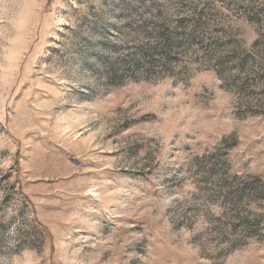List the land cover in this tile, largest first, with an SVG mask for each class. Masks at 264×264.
I'll return each mask as SVG.
<instances>
[{
	"label": "rangeland",
	"instance_id": "374dc122",
	"mask_svg": "<svg viewBox=\"0 0 264 264\" xmlns=\"http://www.w3.org/2000/svg\"><path fill=\"white\" fill-rule=\"evenodd\" d=\"M0 264H264V0H0Z\"/></svg>",
	"mask_w": 264,
	"mask_h": 264
}]
</instances>
